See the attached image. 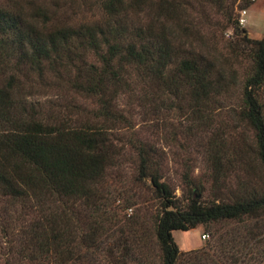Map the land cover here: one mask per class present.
Masks as SVG:
<instances>
[{"label":"trees","instance_id":"trees-1","mask_svg":"<svg viewBox=\"0 0 264 264\" xmlns=\"http://www.w3.org/2000/svg\"><path fill=\"white\" fill-rule=\"evenodd\" d=\"M149 1L98 0L103 21L78 26L42 7L28 13L0 3V264H98V182L119 155L111 131L130 121L119 98L135 95L148 83L158 91L168 88L169 66L177 78L171 91L182 80L189 89L207 91L206 64L180 56L161 28L146 23ZM161 1L156 0L157 25L165 18ZM246 41L255 46V70L243 88L244 116L264 170V119L255 93L264 82V33ZM88 54L96 64L76 68ZM60 68H75L70 86L79 99L94 104L91 120L64 119L55 106L44 110L28 94H18L20 76L33 73L42 79ZM135 151L138 176L149 178L160 201L155 240L161 264L204 253L180 251L172 231L264 210V196L208 206L192 201L184 211L171 210L174 196L151 170L148 151L141 144Z\"/></svg>","mask_w":264,"mask_h":264},{"label":"rangeland","instance_id":"rangeland-1","mask_svg":"<svg viewBox=\"0 0 264 264\" xmlns=\"http://www.w3.org/2000/svg\"><path fill=\"white\" fill-rule=\"evenodd\" d=\"M7 1L28 13L45 8L73 26L103 21L98 0L0 3ZM149 2L146 23L161 28L180 56L192 57L197 66L206 64L210 85L203 92L189 89L182 80L179 89L171 91L177 78L169 66L168 88L158 91L148 83L135 95L119 98V108L130 121L111 131L119 155L98 182V264L162 263L155 240L160 201L149 178L138 176L136 145L148 151L151 170L174 196L171 210L184 211L192 201L208 206L264 196V170L243 104L244 85L255 70V46L246 40H259L264 33V0H162L165 18L160 25L154 23L158 2ZM242 9L244 26L237 21ZM91 63L95 59L88 54L75 66ZM60 70L42 79L33 73L27 79L20 76L18 94H28L44 110L55 106L64 119L91 120L94 104L79 99L70 86L75 68ZM255 93L264 119V82ZM202 234L208 238L201 240ZM172 239L179 250H204L176 264H264V210L172 231Z\"/></svg>","mask_w":264,"mask_h":264},{"label":"built area","instance_id":"built-area-1","mask_svg":"<svg viewBox=\"0 0 264 264\" xmlns=\"http://www.w3.org/2000/svg\"><path fill=\"white\" fill-rule=\"evenodd\" d=\"M251 1L254 2L255 0H251ZM237 14H238L237 21H238L239 25L244 26L246 23V19H245L246 10L245 9L239 10V12ZM206 238H208L207 235H205V234L201 235V240H205Z\"/></svg>","mask_w":264,"mask_h":264},{"label":"crops","instance_id":"crops-1","mask_svg":"<svg viewBox=\"0 0 264 264\" xmlns=\"http://www.w3.org/2000/svg\"><path fill=\"white\" fill-rule=\"evenodd\" d=\"M171 235H172V232H171ZM198 247H188V248H183V250H181L180 249V251H184V252H186V251H190V250H195V249H197Z\"/></svg>","mask_w":264,"mask_h":264}]
</instances>
